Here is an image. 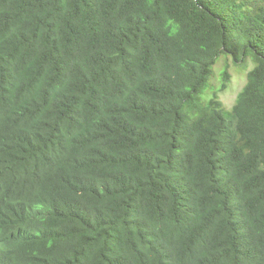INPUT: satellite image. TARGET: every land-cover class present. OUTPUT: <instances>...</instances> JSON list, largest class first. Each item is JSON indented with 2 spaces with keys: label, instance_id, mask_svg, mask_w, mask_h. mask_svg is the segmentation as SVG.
<instances>
[{
  "label": "trees",
  "instance_id": "16d2710c",
  "mask_svg": "<svg viewBox=\"0 0 264 264\" xmlns=\"http://www.w3.org/2000/svg\"><path fill=\"white\" fill-rule=\"evenodd\" d=\"M0 264H264V0H0Z\"/></svg>",
  "mask_w": 264,
  "mask_h": 264
},
{
  "label": "rangeland",
  "instance_id": "374dc122",
  "mask_svg": "<svg viewBox=\"0 0 264 264\" xmlns=\"http://www.w3.org/2000/svg\"><path fill=\"white\" fill-rule=\"evenodd\" d=\"M248 65L249 68L245 70L237 66L230 56L223 55L215 65V75L212 79V86H209L205 91L203 98L206 99L207 96L209 98L214 96L218 98L226 108L227 116L230 117L237 97L247 82V72L253 67V63L250 62ZM226 69H228L230 73V80L227 82L228 86L224 88L223 85L225 80L223 78V73Z\"/></svg>",
  "mask_w": 264,
  "mask_h": 264
}]
</instances>
